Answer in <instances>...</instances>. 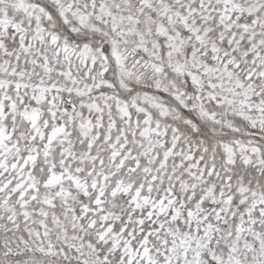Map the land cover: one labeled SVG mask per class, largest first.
Wrapping results in <instances>:
<instances>
[{
  "label": "snow or ice",
  "instance_id": "1",
  "mask_svg": "<svg viewBox=\"0 0 264 264\" xmlns=\"http://www.w3.org/2000/svg\"><path fill=\"white\" fill-rule=\"evenodd\" d=\"M0 264H264V0H0Z\"/></svg>",
  "mask_w": 264,
  "mask_h": 264
}]
</instances>
